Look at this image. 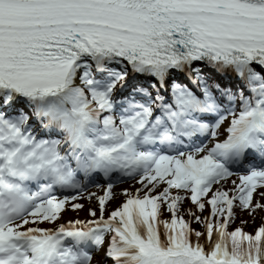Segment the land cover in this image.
I'll return each instance as SVG.
<instances>
[{
	"label": "snow or ice",
	"instance_id": "1",
	"mask_svg": "<svg viewBox=\"0 0 264 264\" xmlns=\"http://www.w3.org/2000/svg\"><path fill=\"white\" fill-rule=\"evenodd\" d=\"M261 189L264 0H0V264H264Z\"/></svg>",
	"mask_w": 264,
	"mask_h": 264
},
{
	"label": "trees",
	"instance_id": "2",
	"mask_svg": "<svg viewBox=\"0 0 264 264\" xmlns=\"http://www.w3.org/2000/svg\"><path fill=\"white\" fill-rule=\"evenodd\" d=\"M79 203H82L84 205V209L79 211H66L61 220H70V219H88V208H90V205L87 202L86 198H82L78 201ZM184 209H187L189 207H193L190 203V201H186L184 204ZM193 210H195L193 208ZM237 211V219L236 222L232 225V228H235L237 226H242L245 231L247 232H254L258 226H260L262 223H264V211H258L255 213V217L250 216L247 212H241L239 209ZM202 215H208V210H206ZM162 219H170V215L167 213V211L163 212V215L161 217ZM185 219H190V217L185 216ZM241 220L248 221L247 224L241 225ZM193 227L197 230H203L202 225L193 224ZM231 230V228L229 229Z\"/></svg>",
	"mask_w": 264,
	"mask_h": 264
},
{
	"label": "rangeland",
	"instance_id": "3",
	"mask_svg": "<svg viewBox=\"0 0 264 264\" xmlns=\"http://www.w3.org/2000/svg\"><path fill=\"white\" fill-rule=\"evenodd\" d=\"M235 179H237V178H233L232 180H235ZM225 186L228 187V188H229L230 186H232V185H231V180H230V181H227L226 184H225ZM138 188H140V185L137 183L136 180L124 184L123 188H121L120 191H119L118 193H116V195L114 196L113 199H116V200L113 201V199H112L111 201L108 202V204H107V209H108V211L110 212L111 210H113V209H115L116 207H118V206H119V203L125 199V195L122 194V192L124 191V189L130 190V189H138ZM261 191H264V189L261 190ZM88 195H89V194H88ZM88 195H83V198H87ZM95 195H96V196H100V195L103 196V188H99V190L97 191V193H96ZM87 199H88V198H87ZM87 202H88V204L90 205V208L98 207V204H97V201H96L95 198H93V199H91V200L88 199ZM88 209H89V208H88ZM71 220H76V219H70V220H63V219H62V220H60V221H58V222L65 223V222H68V221H71ZM81 220H84V219H81ZM49 226L52 227V228H54V227H56L57 225H52V224H47V223H46V227H49ZM97 258H98V257H97ZM94 264H95V262H94Z\"/></svg>",
	"mask_w": 264,
	"mask_h": 264
},
{
	"label": "bare ground",
	"instance_id": "4",
	"mask_svg": "<svg viewBox=\"0 0 264 264\" xmlns=\"http://www.w3.org/2000/svg\"><path fill=\"white\" fill-rule=\"evenodd\" d=\"M121 188H123V186H120V187H118V188H114V189H113V193H114V194L118 193V192L120 191ZM97 191H98V189H94V190L91 191L90 193H95V194H96Z\"/></svg>",
	"mask_w": 264,
	"mask_h": 264
}]
</instances>
